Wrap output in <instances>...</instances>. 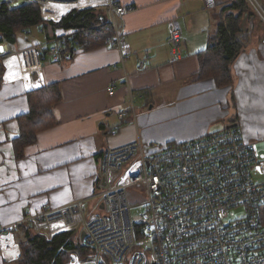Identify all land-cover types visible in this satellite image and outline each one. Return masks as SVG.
<instances>
[{
	"label": "crops",
	"instance_id": "1",
	"mask_svg": "<svg viewBox=\"0 0 264 264\" xmlns=\"http://www.w3.org/2000/svg\"><path fill=\"white\" fill-rule=\"evenodd\" d=\"M119 2L134 8L124 21L132 49L124 69L117 51L108 46L76 49L72 59L58 62L46 52L39 74L31 75L33 67L25 65L23 76L18 75L8 65L11 80L0 83V225L17 224L92 195L102 182L100 155L138 139L162 146L237 125L247 141L264 145V24L250 8L240 20L246 40L230 64L232 82L217 87L213 79L198 77L197 53L206 48L216 28V12L232 0H216L215 10L206 9L204 0ZM62 7L61 13L44 18L60 17L72 9ZM171 24L182 35L184 57L176 63L168 62ZM38 30L41 40L30 31L18 33L15 44L6 42L4 54L45 44L62 32ZM44 48L47 51L48 46ZM147 49L152 53L141 69L138 61ZM4 54L0 62L5 73ZM113 82L115 92L110 96ZM50 84L58 86L61 96L52 108L55 125L39 132L17 156L13 141L20 133L18 118L29 111L30 93ZM122 113L126 114L119 119ZM19 227L13 244L3 246L0 240V264H19ZM10 253H16L15 258Z\"/></svg>",
	"mask_w": 264,
	"mask_h": 264
},
{
	"label": "built area",
	"instance_id": "2",
	"mask_svg": "<svg viewBox=\"0 0 264 264\" xmlns=\"http://www.w3.org/2000/svg\"><path fill=\"white\" fill-rule=\"evenodd\" d=\"M245 1L264 24V4ZM24 2L37 4L45 20H49L43 16L50 14V4L74 6L69 12L104 4V20L95 27H110L112 34L105 46L117 51L119 66L124 69L132 55L124 21L133 7L119 0ZM204 4L208 10L217 5L216 0H204ZM61 30L47 43L17 52L33 67L31 75L41 72L46 52L58 62L68 45L78 47L75 32ZM166 45L169 63L183 59L182 35L175 24L170 25ZM151 53L147 49L139 58L141 69ZM114 92L113 82L108 94L113 96ZM130 104L135 119L132 100ZM101 178L99 187L84 199L46 209L17 224L0 225L2 245L13 244L15 229L24 224L35 233L50 236L81 228L79 240L87 251L83 258L70 253L66 264H264V152L256 142L244 139L240 126L183 143L145 145L138 139L108 149L101 159ZM131 188L139 189L144 201L132 204Z\"/></svg>",
	"mask_w": 264,
	"mask_h": 264
},
{
	"label": "trees",
	"instance_id": "3",
	"mask_svg": "<svg viewBox=\"0 0 264 264\" xmlns=\"http://www.w3.org/2000/svg\"><path fill=\"white\" fill-rule=\"evenodd\" d=\"M232 1L216 12V28L210 35L206 48L197 53L198 77L213 79L217 87L231 84L230 64L242 50L246 40L240 31V20L242 13L250 10V7L245 0ZM237 10L241 13L235 15L233 11ZM101 15L98 7L74 9L66 15L47 18L49 20L45 21L42 19L40 7L35 3L26 2L12 8L9 2L0 1V43L5 41L15 44L18 33L29 32L33 27L45 32L57 29L73 30V39L78 41V47L74 44L68 45L61 57V60H64L65 54H68L67 59L70 60L76 49L90 51L105 46L106 39L110 38L112 33L109 26L95 27ZM46 38L47 41L51 39L47 33ZM3 73L4 67L0 62V83ZM60 101L61 96L56 84L45 85L30 93L29 111L18 118L20 133L13 141L17 156L21 155L25 146L36 141L39 132L55 125L52 108ZM100 156L101 163L103 154ZM262 218L264 219V210ZM19 229V264H66L70 253L76 252L83 258L87 251V247L79 240L80 233L77 231L50 236L47 233H35L31 226L25 224L20 225Z\"/></svg>",
	"mask_w": 264,
	"mask_h": 264
},
{
	"label": "rangeland",
	"instance_id": "4",
	"mask_svg": "<svg viewBox=\"0 0 264 264\" xmlns=\"http://www.w3.org/2000/svg\"><path fill=\"white\" fill-rule=\"evenodd\" d=\"M99 7H98V9H99V11L102 13V15L103 14H105V5L104 4H101V5H98ZM62 8L63 7H56V5H53V4H51L50 6H49V8H47V9H50L51 10V12H50V14H46V12H45V15L46 16H51V15H53V14H56V13H61L62 11ZM43 20H45V19H43ZM45 21H48V20H45ZM38 27H33V28H31V30H30V32H31V34L33 35V37L35 38V40H41V36L38 34ZM7 45V44H6ZM44 49V48H43ZM20 52V51H19ZM15 54V53H14ZM9 55V54H8ZM8 55H6V54H4V57H6V56H8ZM3 56V55H2ZM5 71H6V67H5ZM9 72V71H8ZM243 137H244V139L246 140V138H245V136L243 135ZM247 141V140H246ZM162 146H164V145H162ZM258 149L261 151V152H264V145L263 144H261V145H259L258 146ZM129 198H130V202L132 203V204H136V203H141L142 201H144V196L141 194V192H140V190L139 189H136V188H131L129 191ZM139 212V210H134L133 211V213H138ZM236 213V215H239L241 212L239 211V210H237V211H235ZM82 230H81V228H79L78 230H77V232H81Z\"/></svg>",
	"mask_w": 264,
	"mask_h": 264
},
{
	"label": "bare ground",
	"instance_id": "5",
	"mask_svg": "<svg viewBox=\"0 0 264 264\" xmlns=\"http://www.w3.org/2000/svg\"><path fill=\"white\" fill-rule=\"evenodd\" d=\"M49 6L47 8H49ZM66 6H70V7L74 8V6H72V5H66ZM14 57H17V58H14ZM10 58H13V59H10ZM7 59H9V60L7 61ZM6 61H7V63H6ZM4 65L6 67V71L4 73V78L6 80H11L10 75L12 74L13 71L9 70V68L10 67L14 68L18 72V75H22L23 76V74L20 71L23 69V67L25 65H27V59H26V57L23 54H20V53L12 54V55H9V56L5 57ZM8 65L10 66L9 68H8Z\"/></svg>",
	"mask_w": 264,
	"mask_h": 264
},
{
	"label": "water",
	"instance_id": "6",
	"mask_svg": "<svg viewBox=\"0 0 264 264\" xmlns=\"http://www.w3.org/2000/svg\"><path fill=\"white\" fill-rule=\"evenodd\" d=\"M1 2H9V0H0ZM25 2L24 0H14V2L10 3V6L12 8L19 7L23 5ZM104 16L99 17V21H103ZM8 52V46L6 44L0 45V55H3L4 53ZM104 184V183H103ZM84 233H82L81 238H83Z\"/></svg>",
	"mask_w": 264,
	"mask_h": 264
},
{
	"label": "snow or ice",
	"instance_id": "7",
	"mask_svg": "<svg viewBox=\"0 0 264 264\" xmlns=\"http://www.w3.org/2000/svg\"><path fill=\"white\" fill-rule=\"evenodd\" d=\"M10 255H11L13 258H15L16 253H10Z\"/></svg>",
	"mask_w": 264,
	"mask_h": 264
}]
</instances>
